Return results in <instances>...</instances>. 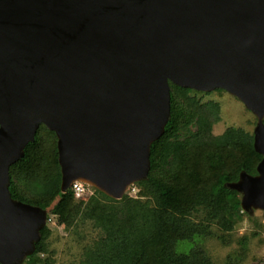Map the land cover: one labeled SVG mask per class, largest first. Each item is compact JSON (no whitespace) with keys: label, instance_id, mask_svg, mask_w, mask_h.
I'll use <instances>...</instances> for the list:
<instances>
[{"label":"water","instance_id":"obj_1","mask_svg":"<svg viewBox=\"0 0 264 264\" xmlns=\"http://www.w3.org/2000/svg\"><path fill=\"white\" fill-rule=\"evenodd\" d=\"M224 88L257 118L258 173L229 186L264 210V0H0V262L36 250L48 210L12 196L10 167L42 123L62 188L122 198L149 178L171 83Z\"/></svg>","mask_w":264,"mask_h":264},{"label":"trees","instance_id":"obj_2","mask_svg":"<svg viewBox=\"0 0 264 264\" xmlns=\"http://www.w3.org/2000/svg\"><path fill=\"white\" fill-rule=\"evenodd\" d=\"M170 83L172 117L152 144L149 178L131 185L122 198L90 185L89 197H77L73 186L64 192L58 135L40 125L25 155L10 167L12 196L48 210L36 250L23 264H57L53 221L72 229L91 221L103 232L70 264H264L249 261L250 244L261 237L264 223L243 209L241 193L229 186L242 171L258 173L263 154L256 150L254 131L231 125L216 133L222 106L198 94L212 91ZM242 217L261 229L237 236L236 220ZM211 240L233 249L216 259Z\"/></svg>","mask_w":264,"mask_h":264},{"label":"rangeland","instance_id":"obj_3","mask_svg":"<svg viewBox=\"0 0 264 264\" xmlns=\"http://www.w3.org/2000/svg\"><path fill=\"white\" fill-rule=\"evenodd\" d=\"M198 94L203 101L219 100L222 106V117L215 123L216 133H223L231 125L241 126L249 131H254L257 124L256 115L239 98H235V95L228 91L219 93L216 90H212L209 93L200 92ZM92 190L93 188H90L89 193L85 197H89L93 192ZM223 203L227 206V203L224 201ZM252 214L264 223L263 209L254 208ZM233 219L236 218L234 217ZM53 226H55V232L52 237L51 246L56 249L57 264H70L73 261L78 262L83 258L85 247L93 244L95 240L103 236V232L95 228L91 221L75 229L62 225L58 221H53ZM258 228L254 226V223L248 217H242L236 220L237 236L245 233L251 234L253 230ZM262 231L263 234L261 237H253L250 244L249 261H260L264 263V228H262ZM208 247L216 259H222L233 249V246L226 247L214 240L208 241Z\"/></svg>","mask_w":264,"mask_h":264},{"label":"built area","instance_id":"obj_4","mask_svg":"<svg viewBox=\"0 0 264 264\" xmlns=\"http://www.w3.org/2000/svg\"><path fill=\"white\" fill-rule=\"evenodd\" d=\"M73 187L75 188L77 197L84 198L87 193H89V190L87 189V184L83 181H75L73 184ZM53 220L52 218H50Z\"/></svg>","mask_w":264,"mask_h":264},{"label":"clouds","instance_id":"obj_5","mask_svg":"<svg viewBox=\"0 0 264 264\" xmlns=\"http://www.w3.org/2000/svg\"><path fill=\"white\" fill-rule=\"evenodd\" d=\"M87 185H89V184H87ZM91 186V185H90ZM93 187V186H92ZM48 220H49V218H48Z\"/></svg>","mask_w":264,"mask_h":264}]
</instances>
